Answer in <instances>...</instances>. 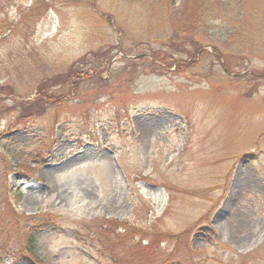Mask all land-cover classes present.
Here are the masks:
<instances>
[{
  "label": "rangeland",
  "instance_id": "rangeland-1",
  "mask_svg": "<svg viewBox=\"0 0 264 264\" xmlns=\"http://www.w3.org/2000/svg\"><path fill=\"white\" fill-rule=\"evenodd\" d=\"M33 1L0 0V241L38 215L81 238L42 233L41 264H264V0Z\"/></svg>",
  "mask_w": 264,
  "mask_h": 264
},
{
  "label": "trees",
  "instance_id": "trees-1",
  "mask_svg": "<svg viewBox=\"0 0 264 264\" xmlns=\"http://www.w3.org/2000/svg\"><path fill=\"white\" fill-rule=\"evenodd\" d=\"M67 1H65V4L67 3ZM76 2H79V0H77ZM225 4L230 5L231 3H230V1H221L220 2V5H225ZM80 5H82V4H80ZM86 5L91 10L93 9L94 12H97V10H96L97 6H96L95 2L86 1ZM203 6H204L205 11L201 12V9H200V12H197V14L200 17L204 16L207 13L211 14V16H213L214 13L220 14L221 10H222V6H218L212 0L205 1ZM39 9H43V11H41L42 12L41 15H47L50 11L55 9V2H53V1H49L48 2V0H34L33 3L31 5H29L27 9H25V13H33V12L36 13V11L39 10ZM235 9H238V8L236 7ZM237 11H238L237 12L238 14H242L243 13L242 15H244L243 11H240V10H237ZM104 14L106 16H108L107 17V19H109L108 21H111V19L114 20V18L111 17L112 15H110V14H108L106 12H104ZM41 17H43V16H37L38 19L41 18ZM6 25H7V22H4L3 27L5 28ZM2 30L3 29L0 27V32H2ZM117 31L121 32L122 28L118 27ZM177 43H179V42L172 40V41H170V46L177 45ZM164 46H165V43H163V47ZM195 49H196V47L193 46L192 50H187L185 54H188L191 57H193L197 53ZM169 54L170 53L168 51L163 50V49H162V51H159V50L153 51L152 50V52L150 54L151 57H152L151 61H153V62L161 61V62H164V64H166V65H171L174 62H170ZM167 59H169V60H167ZM102 62H105V60L103 59ZM96 66H99V65H96ZM90 69H92V68L90 67ZM77 72H78V74H80L78 76L79 77V81H80L82 79V77L84 76V74H85V70L82 69L81 71H77ZM67 73H68V76H70V74H74V71H69ZM92 74L96 75L95 72H92ZM57 80H55V81H57ZM68 80H70V77L67 80L62 79L60 81V83H62V84H58V85H60V86L61 85H63V86L64 85H68V82H67ZM49 81L54 82V79H49L47 81L39 82V83H44V84H42L40 86V90H42L41 88H44ZM53 84L56 85V83H53ZM73 85H74V81L72 79L70 81V84H69L68 87L72 88ZM64 95H65V93L61 92V94L58 95V96H51L50 97V96H44L43 95L42 99L41 98H37L35 101L32 102L34 104V106L30 107V109H29V110H31L30 112H32V113L31 114H27V118L31 117L32 115L42 114L44 111H46L47 107H50L51 105L58 104L62 100V97ZM24 177L27 178V179H32V177L30 175L28 176V175L24 174ZM19 193H20V191L18 190L17 194L19 195ZM41 216H43V215H41ZM25 218H26V222L23 223V224H25V227L28 228V229H27L26 233L24 234L25 237H24L23 243L21 245L17 246L16 244H8V243L4 244L2 241H0V262L8 261V264H41V262L38 259L36 253H37V251L39 249L40 236H41L42 233H44L46 231H50V232L51 231L52 232L53 231H59V232H62V233L63 232H67L68 233L69 232V236L71 238H74V239H76L78 241L81 240V238H79V234L77 232L78 230L73 229V228L72 229L68 228V230H67L63 226L57 224L54 221L55 219L52 220L50 218L40 217L38 215L26 216ZM110 224H112V225L114 224L113 229L110 232V235H112V237L108 238L105 242H103L102 240L99 239V237L101 236V231L99 232V234L96 231L98 229L104 230L105 229L104 225H102V226L101 225H97V227H96V229L94 231H91L89 233V235L87 234L89 236V238L93 241V244H94V241L96 240L95 246H97V250L99 252H103L105 247L111 246L112 248H114L113 253H114V251L116 253L121 248V246H123L125 244V242L127 241V240H125V235L123 234V232L120 231L121 232L120 233L118 231V229L121 226H123V225L121 223H117L115 220H112V222ZM119 236H121V239H118ZM122 241H124V242H122ZM106 242H107V245L105 244ZM135 247H136V245H135ZM124 250L127 251L128 248L124 249ZM136 250H137V247H136ZM113 253H112V255H113Z\"/></svg>",
  "mask_w": 264,
  "mask_h": 264
}]
</instances>
